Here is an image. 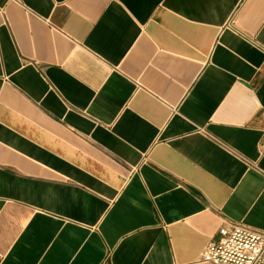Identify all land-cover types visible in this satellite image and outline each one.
<instances>
[{"label": "crops", "instance_id": "obj_1", "mask_svg": "<svg viewBox=\"0 0 264 264\" xmlns=\"http://www.w3.org/2000/svg\"><path fill=\"white\" fill-rule=\"evenodd\" d=\"M264 230V0H0V264H211Z\"/></svg>", "mask_w": 264, "mask_h": 264}, {"label": "built area", "instance_id": "obj_2", "mask_svg": "<svg viewBox=\"0 0 264 264\" xmlns=\"http://www.w3.org/2000/svg\"><path fill=\"white\" fill-rule=\"evenodd\" d=\"M223 221L217 238L202 249L200 260L211 264H264V230Z\"/></svg>", "mask_w": 264, "mask_h": 264}]
</instances>
